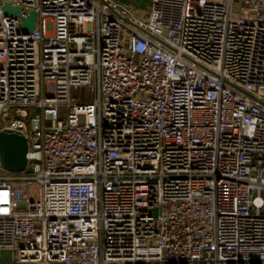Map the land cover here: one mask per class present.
<instances>
[{"label": "built area", "instance_id": "obj_1", "mask_svg": "<svg viewBox=\"0 0 264 264\" xmlns=\"http://www.w3.org/2000/svg\"><path fill=\"white\" fill-rule=\"evenodd\" d=\"M2 128L18 261L264 264V0H0Z\"/></svg>", "mask_w": 264, "mask_h": 264}, {"label": "water", "instance_id": "obj_2", "mask_svg": "<svg viewBox=\"0 0 264 264\" xmlns=\"http://www.w3.org/2000/svg\"><path fill=\"white\" fill-rule=\"evenodd\" d=\"M3 10L20 15L19 7L5 4ZM35 22L36 14L31 11L23 19L21 27L26 31H32L35 28ZM27 151V138L20 131L10 128L0 129V163L5 170L14 173L23 171L27 165Z\"/></svg>", "mask_w": 264, "mask_h": 264}, {"label": "crops", "instance_id": "obj_3", "mask_svg": "<svg viewBox=\"0 0 264 264\" xmlns=\"http://www.w3.org/2000/svg\"><path fill=\"white\" fill-rule=\"evenodd\" d=\"M117 2L126 5L138 13L139 10H149L150 0H116ZM0 264H34L27 262H20L16 259L12 250L4 248L0 249Z\"/></svg>", "mask_w": 264, "mask_h": 264}, {"label": "rangeland", "instance_id": "obj_4", "mask_svg": "<svg viewBox=\"0 0 264 264\" xmlns=\"http://www.w3.org/2000/svg\"><path fill=\"white\" fill-rule=\"evenodd\" d=\"M248 7L247 6H241V3L238 1H234L233 3V12L236 14L237 17L240 16L241 11H245L247 10ZM137 16L139 18H141L142 20H147V17L149 16V10H139L137 13ZM79 93L81 96H87L88 91L86 90V88H81L79 90V92H73V94ZM36 193H37V186H33L31 189V199H35L36 197Z\"/></svg>", "mask_w": 264, "mask_h": 264}]
</instances>
